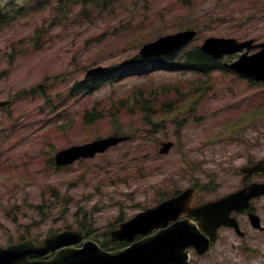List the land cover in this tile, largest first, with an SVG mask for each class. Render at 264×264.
I'll list each match as a JSON object with an SVG mask.
<instances>
[{"label":"rangeland","instance_id":"1","mask_svg":"<svg viewBox=\"0 0 264 264\" xmlns=\"http://www.w3.org/2000/svg\"><path fill=\"white\" fill-rule=\"evenodd\" d=\"M40 1L0 0L10 19L20 12L0 29V100L12 101L0 109V246L84 222L93 240H106L119 217L157 205L161 195L196 185L195 199L206 201L235 187L242 148L264 141V83L232 73L206 78L162 71L89 96L82 91L69 99L67 91L90 69L119 63L191 23L202 29L193 46L210 37L264 41V0H119L114 11L88 19L86 7L61 10L52 1L48 9ZM70 12L80 17L62 23ZM136 85L155 96L142 92L139 108H121L119 99ZM163 85L178 88L163 91ZM94 107L105 118L86 124L83 115ZM116 132L133 139L65 169L51 163L57 151ZM168 141L174 148L160 155ZM228 256L216 250L196 264H228Z\"/></svg>","mask_w":264,"mask_h":264},{"label":"water","instance_id":"2","mask_svg":"<svg viewBox=\"0 0 264 264\" xmlns=\"http://www.w3.org/2000/svg\"><path fill=\"white\" fill-rule=\"evenodd\" d=\"M196 34L194 31H185L161 38L144 47L140 54L148 57L172 52L193 40ZM253 42L238 43L234 39L210 38L205 41L201 49L207 54L220 57L223 54L234 53L244 48L249 50L253 47L262 48L260 53L252 57H249L248 54L243 55L231 67L245 76L264 80V44L253 46ZM101 70V68L93 70L88 75L98 73ZM7 104L8 102L5 101L0 102V107ZM123 140L125 139L112 137L63 151L57 155V164L60 166L68 165L82 157H94L97 152H104L110 146ZM171 147L172 143L163 144L161 153H167ZM193 192V189H189L180 196L166 201L156 208L149 209L131 221L122 224L119 230L112 233L114 241L132 242L137 235H146L155 229L158 230L155 235L147 237L124 250L108 253L91 241L85 243L81 249L73 248L72 246L82 241L83 235L80 232H65L51 235L39 245L32 241H25L17 245H9L7 248L0 247V264H188V255L185 253L187 247L193 245L199 249L201 254L206 252L209 246V242L201 234L191 229L192 226L185 222H176L183 212L202 217L199 214L201 208L193 211L188 209ZM260 194L262 192L259 189L251 188L247 200ZM236 196L237 194L203 209L235 199ZM172 221L175 222L174 225L168 227ZM61 248L63 249L48 261H31V259H38Z\"/></svg>","mask_w":264,"mask_h":264},{"label":"flooded vegetation","instance_id":"3","mask_svg":"<svg viewBox=\"0 0 264 264\" xmlns=\"http://www.w3.org/2000/svg\"><path fill=\"white\" fill-rule=\"evenodd\" d=\"M258 161H264V148L255 144L244 152L242 167H254ZM239 171V179L231 192L257 182L264 184V173L253 175ZM243 174V175H242ZM226 193L224 196L229 195ZM202 203H193L194 206ZM256 216V218H255ZM187 216H183L185 218ZM228 224L218 229V240L211 245L221 243L222 255L228 256V264H264V195L251 199L249 208L243 211H231ZM193 221H196L192 218ZM199 224V222H197Z\"/></svg>","mask_w":264,"mask_h":264},{"label":"trees","instance_id":"4","mask_svg":"<svg viewBox=\"0 0 264 264\" xmlns=\"http://www.w3.org/2000/svg\"><path fill=\"white\" fill-rule=\"evenodd\" d=\"M70 0H60L59 4L65 5ZM78 2V0H75ZM112 0H83V3L92 8L96 7L101 10H106L111 6ZM169 66V68L175 71L191 70L196 72L210 73L215 70H226L221 62L214 60L212 57L203 53L199 47L185 48L179 52L166 57H160L156 59L145 60L138 57H132L127 62L115 65L110 68L109 80H117L126 71L138 70H151L153 67ZM109 70V69H108ZM103 82V83H101ZM83 84L85 89L99 88L104 84L103 78L93 80L90 83L87 81ZM76 88H78L76 86ZM77 91L73 89V92ZM140 100V99H139ZM103 118V113H99L98 110H94L92 113H88L86 116V122L93 123L95 120ZM104 248H108L109 245H103Z\"/></svg>","mask_w":264,"mask_h":264}]
</instances>
